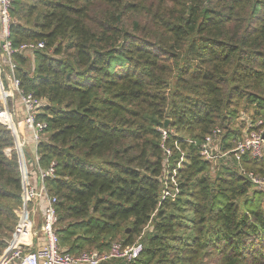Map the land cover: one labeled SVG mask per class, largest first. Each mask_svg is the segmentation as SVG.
Segmentation results:
<instances>
[{
    "label": "trees",
    "instance_id": "trees-1",
    "mask_svg": "<svg viewBox=\"0 0 264 264\" xmlns=\"http://www.w3.org/2000/svg\"><path fill=\"white\" fill-rule=\"evenodd\" d=\"M10 14L13 47L44 45L14 61L43 105L35 148L42 169L56 163L60 250L139 240L132 264H264V187L248 179L264 180V157L213 165L188 144L219 128L229 151L264 124V0H13ZM12 148L0 126V256L22 205Z\"/></svg>",
    "mask_w": 264,
    "mask_h": 264
},
{
    "label": "built area",
    "instance_id": "built-area-1",
    "mask_svg": "<svg viewBox=\"0 0 264 264\" xmlns=\"http://www.w3.org/2000/svg\"><path fill=\"white\" fill-rule=\"evenodd\" d=\"M12 3L13 0H0V101L3 103L0 126L6 128L13 139V148L5 152L10 155L11 151H14L18 159L22 205L21 210L16 213L18 223L15 232L0 256V264H103L111 261L132 264L143 252V245L139 240L128 247L115 243L108 252L89 251L78 256H72L58 247L57 199L50 195L46 188V181L55 177L56 163L51 162L47 168L42 169L41 159L35 148L47 129L46 122L39 119L43 105L32 93H25L21 88L14 61L17 54L43 49L44 45L39 43L13 47L10 34ZM261 125L262 123L258 122L255 128ZM160 133L164 142L167 132L161 129ZM263 135L264 131H259L245 139H237L231 150L224 151L222 132L219 128H214L201 143L188 141V144L192 145L198 156L207 163L231 165L239 163L246 153L254 159L263 158ZM26 144L35 148L28 163L24 162L23 155ZM174 146L180 153L178 169L184 160V154L176 144ZM162 149L168 161L172 156L171 150L164 145ZM177 169L173 170L170 178L167 176L163 180L162 201L167 198L174 199L178 195V185L175 181ZM248 179L256 187H264V180L255 177L253 173L248 174Z\"/></svg>",
    "mask_w": 264,
    "mask_h": 264
},
{
    "label": "rangeland",
    "instance_id": "rangeland-1",
    "mask_svg": "<svg viewBox=\"0 0 264 264\" xmlns=\"http://www.w3.org/2000/svg\"><path fill=\"white\" fill-rule=\"evenodd\" d=\"M1 102V101H0ZM11 102V101H10ZM2 105H3V103H1ZM9 108H10V110H11V108H12V103H10L9 104ZM247 118H250L249 116H243V118H242V121L241 122H244V119H247ZM240 122V121H239ZM239 122H237V124H236V127L237 128H242L243 127V123H239ZM258 122H261L262 123V125L261 126H259V127H261L258 131H255V130H253V131H251V132H249V130L248 129H246V126L243 128V134H242V139H245V137H249L252 133H257V132H259V131H264V124H263V122L261 121V120H258V121H256L255 123H254V125H257V123ZM245 124V123H244ZM253 125V124H252ZM259 127H257V128H259ZM256 128V129H257ZM161 130V129H160ZM264 136V135H263ZM241 138H239V139H241ZM204 140V139H203ZM12 141H13V139H12ZM222 141H224V139L222 140ZM235 142V141H234ZM234 145H235V143H233ZM13 145H14V143H13ZM31 147L32 145L31 144H26V146L23 148V150L24 149H27L28 147ZM11 150V149H10ZM12 152V151H11ZM183 153V152H182ZM184 154V153H183ZM185 157V156H184ZM18 160V159H17ZM24 162L26 163L27 161L25 160V157H24ZM24 162H22V160H21V164L24 166ZM215 172H213V174H214ZM255 177H256V175H255ZM258 177V176H257ZM258 178H260V177H258ZM261 179V178H260ZM254 186V185H253ZM254 187H256V186H254ZM20 211V210H19ZM19 211H17V212H19ZM16 212V213H17Z\"/></svg>",
    "mask_w": 264,
    "mask_h": 264
},
{
    "label": "crops",
    "instance_id": "crops-1",
    "mask_svg": "<svg viewBox=\"0 0 264 264\" xmlns=\"http://www.w3.org/2000/svg\"><path fill=\"white\" fill-rule=\"evenodd\" d=\"M17 107H18V105H17ZM25 150H26V149L23 150V155H24V157H25V160H26L27 163H28V162H29V158H31V153H29L30 155L27 156L26 153H25ZM39 220H40V219H39Z\"/></svg>",
    "mask_w": 264,
    "mask_h": 264
},
{
    "label": "water",
    "instance_id": "water-1",
    "mask_svg": "<svg viewBox=\"0 0 264 264\" xmlns=\"http://www.w3.org/2000/svg\"><path fill=\"white\" fill-rule=\"evenodd\" d=\"M166 124H167V122H166V123H165V125H164V127H165V128L167 127V125H166ZM263 138H264V136H263Z\"/></svg>",
    "mask_w": 264,
    "mask_h": 264
}]
</instances>
